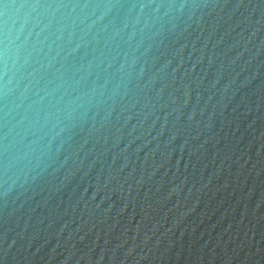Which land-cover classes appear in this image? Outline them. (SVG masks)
<instances>
[{
  "label": "water",
  "instance_id": "95a60500",
  "mask_svg": "<svg viewBox=\"0 0 264 264\" xmlns=\"http://www.w3.org/2000/svg\"><path fill=\"white\" fill-rule=\"evenodd\" d=\"M71 2L88 18L40 86L119 87L0 189V264H264V0H189L131 47L146 0Z\"/></svg>",
  "mask_w": 264,
  "mask_h": 264
},
{
  "label": "clouds",
  "instance_id": "9594fccd",
  "mask_svg": "<svg viewBox=\"0 0 264 264\" xmlns=\"http://www.w3.org/2000/svg\"><path fill=\"white\" fill-rule=\"evenodd\" d=\"M0 4V98H14L11 107L5 105L0 121V189L7 192L6 186L26 179L42 165L55 163L73 122L91 112L94 98L103 97L109 84L114 88L119 85L116 76L91 87L86 76H54L40 86L39 74L53 68L56 57L51 53L55 50L59 56L65 33L74 35L88 18L83 12L87 5L71 0H25L20 4L0 0ZM189 7V0H146L140 4L129 37L130 47L131 37L138 34L137 25H143L139 29L142 43L143 34L150 28L162 29L165 24L175 23ZM114 60L108 61L109 68ZM124 69L121 64L119 70Z\"/></svg>",
  "mask_w": 264,
  "mask_h": 264
}]
</instances>
